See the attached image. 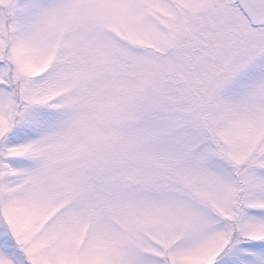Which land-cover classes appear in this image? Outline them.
Instances as JSON below:
<instances>
[{
	"label": "snow or ice",
	"instance_id": "1",
	"mask_svg": "<svg viewBox=\"0 0 264 264\" xmlns=\"http://www.w3.org/2000/svg\"><path fill=\"white\" fill-rule=\"evenodd\" d=\"M0 264H264V0H0Z\"/></svg>",
	"mask_w": 264,
	"mask_h": 264
}]
</instances>
